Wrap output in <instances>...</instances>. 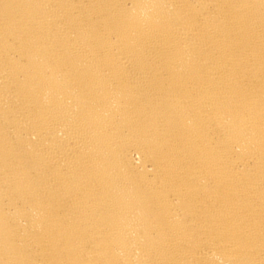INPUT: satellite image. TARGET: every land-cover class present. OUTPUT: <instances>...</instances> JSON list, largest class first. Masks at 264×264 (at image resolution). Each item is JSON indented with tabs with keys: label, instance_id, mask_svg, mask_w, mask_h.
Instances as JSON below:
<instances>
[{
	"label": "bare ground",
	"instance_id": "bare-ground-1",
	"mask_svg": "<svg viewBox=\"0 0 264 264\" xmlns=\"http://www.w3.org/2000/svg\"><path fill=\"white\" fill-rule=\"evenodd\" d=\"M0 264H264V0H0Z\"/></svg>",
	"mask_w": 264,
	"mask_h": 264
}]
</instances>
